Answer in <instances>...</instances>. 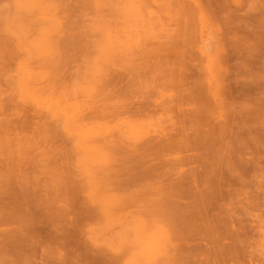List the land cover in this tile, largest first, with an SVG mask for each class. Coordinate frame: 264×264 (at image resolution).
<instances>
[{"label": "rangeland", "instance_id": "rangeland-1", "mask_svg": "<svg viewBox=\"0 0 264 264\" xmlns=\"http://www.w3.org/2000/svg\"><path fill=\"white\" fill-rule=\"evenodd\" d=\"M0 3V264H264V0Z\"/></svg>", "mask_w": 264, "mask_h": 264}, {"label": "bare ground", "instance_id": "bare-ground-1", "mask_svg": "<svg viewBox=\"0 0 264 264\" xmlns=\"http://www.w3.org/2000/svg\"><path fill=\"white\" fill-rule=\"evenodd\" d=\"M5 1H6V0H5ZM141 1H142V0H141ZM24 2H25V0H15L16 6H19L20 4H22V3H24ZM170 2H171V1H170ZM203 2H204V1H203ZM58 3H59V2H58ZM78 3H79V2H78ZM84 3H86V2H84ZM171 3H173V2H171ZM0 4H3V3H0ZM64 5H65V4H64ZM180 5H182V4H180ZM247 5H248V4H247ZM249 5H250V4H249ZM249 5H248V6H249ZM68 6H69V5H68ZM82 6H83V5H82ZM86 6H87V5H86ZM173 6H174V5H173ZM248 6H247V7H248ZM66 7H67V6H66ZM78 7H79V6H78ZM171 7H172V6H171ZM76 8H77V7H76ZM84 8H87V7L84 6ZM140 8H141V7H140ZM182 8H183L185 11H187L186 8H184L183 6H182ZM69 9H70V8H69ZM69 9H68V10H69ZM87 9H88V8H87ZM89 9H90V7H89ZM89 9H88V10H89ZM171 9H172V8H171ZM10 10H11V8H10ZM64 10L67 11V9H64ZM73 10H74V9H72V10L69 11V12L72 14V11H73ZM190 10L192 11L191 8H190ZM250 10H251V9H250ZM76 11H77V10H76ZM76 11H75V13L72 14L73 17H74L75 14L77 13ZM78 11H79V10H78ZM80 11H81V12H78L79 14H81L82 12H84V9L82 8V10H80ZM85 11H86V10H85ZM90 11H91V10H90ZM128 11H129V9L127 10V8H126V12H127V14H128ZM64 12H65V11H64ZM69 12H68V13H69ZM73 12H74V11H73ZM103 12H104V11H103ZM179 12H180V10H179ZM182 12H183V11H182ZM194 12L196 13V10H195ZM194 12H193V13H194ZM57 13H59V12H57ZM84 13H87V11L84 12ZM84 13H83V14H84ZM171 13H172V12H171ZM184 13H185V12H184ZM186 13H187V12H186ZM197 13H198V12H197ZM87 14H88L89 16H91L89 12H88ZM87 14H86V15L84 14V15H85L86 17H88ZM180 14H181V13H180ZM187 14H188V13H187ZM187 14H186V15H187ZM58 15H60V14H58ZM65 15H66V14H65ZM67 15H68V14H67ZM72 15H71V16H72ZM81 15H82V14H81ZM81 15H80V16H81ZM94 15H95V14H94ZM172 15H173V14H172ZM80 16H77V18H79ZM190 16H191V15H190ZM58 17H59V16H58ZM65 17H68V16H65ZM73 17H72V20H73ZM75 17H76V16H75ZM81 17H83V16H81ZM181 17H182V16H181ZM94 18H95V17H94ZM186 18H187V17H186ZM60 19H61V18H60ZM62 19H63V18H62ZM62 19H61V20H62ZM66 19L70 21L69 17L66 18ZM79 19H81V18H79ZM79 19H77V20H79ZM1 20H2L3 22H5V23H11V21H12V19L10 18V14H9L8 12H4V13H3L2 11L0 12V22H2ZM64 20H65V18H64ZM84 20H85V22H87V18H85ZM89 20H90V19H89ZM175 20H176V19H175ZM257 20H258L259 22H261L260 20H262V19L259 20V19L257 18ZM263 20H264V18H263ZM81 21H83V20H81ZM92 21H93V20H92ZM188 21H189V20H188ZM88 22H89V21H88ZM93 22H96V21H93ZM181 22H182V21H181ZM66 23H68V21H66V20H65V23L62 22L63 27L66 26V25H65ZM70 23H71V22H70ZM70 23H69V24H70ZM76 23L79 24V23H81V22H80V20H79V21H77ZM76 23H73V24H76ZM112 23H113V22H112ZM71 24H72V23H71ZM73 24H72V25H73ZM172 24H173V23H172ZM1 25H2V24H1ZM64 25H65V26H64ZM5 26H6V25H5ZM73 26H74V25H73ZM110 27H111V26H110ZM2 28H3V27H2ZM183 28H184V27H183ZM187 29H189V28L187 27ZM196 29H198V28H196ZM0 30H1V28H0ZM5 31H6V30H5ZM183 32H184V31H183ZM187 32H190V30H189V31H186V33H187ZM194 32H195V31H194ZM3 33H4V32H3ZM184 34H185V33H184ZM0 35H3V34L1 33ZM131 35H132V34H131ZM187 35H188V34H187ZM192 35H193V34H192ZM4 36H5V35H4ZM182 37H183V36H182ZM187 38H188V37H187ZM187 38H185V40H186ZM4 39H5V38H4ZM192 40H193V39H192ZM0 41H1V44H3L2 47L6 46V45H5L6 43H5V44L3 43L4 41L2 42L1 39H0ZM186 41H187V40H186ZM197 41H198V39H197ZM247 41H248V40H247ZM7 42H8V41H7ZM13 42H14V41H13ZM182 42H183V39H182ZM248 42H249V41H248ZM186 43H187V42H186ZM8 44H9V43H8ZM187 44H188V43H187ZM11 45H12V44H11ZM60 45H62V44H60ZM181 45H182V44H181ZM183 45H186V44L183 43ZM188 45H189V44H188ZM7 46H8V45H7ZM8 47H9V46H8ZM146 47H147V46H146ZM62 48H63V47H62ZM3 49L6 50V51H4V52H6V53H10V51H7L8 49H6V48H3ZM3 49H2V50H3ZM12 50H13V49H12ZM142 50H143V49H142ZM153 50H154V49H153ZM13 51H14V50H13ZM151 51H152V50H151ZM4 52L2 51V53H4ZM2 53H1V54H2ZM133 54H134V52H133ZM3 55H4V54H3ZM19 56H20V55H19ZM19 56H18V57H19ZM219 57H220V56H219ZM9 58H10V56H9ZM12 58H13V57H12ZM3 60H4V59H3ZM7 60H8V59H7ZM134 60H135V59H134ZM196 60H197V59H196ZM13 61H14V60H12V62H13ZM141 61H142V60H141ZM8 62H9V60H8ZM12 62H11V63H12ZM168 62H169V61H168ZM197 62H198V61H197ZM201 62H202V61H201ZM11 63H10V64H11ZM132 63H133V62H132ZM3 64H4V63H3ZM164 65H165V64H164ZM10 66H11V65H10ZM138 66H139V65H138ZM150 66H151V65H150ZM18 67H20V66H18ZM1 68H3L2 64H1ZM11 68H12V67H11ZM135 68H136V67H135ZM133 69H134V68H133ZM137 69H138V68H137ZM127 70H128V69H127ZM140 70H141V69H140ZM227 70H228V69H227ZM134 71H135V69H134ZM201 72H202V71H201ZM236 72L238 73L239 71H236ZM108 73H109V72H108ZM232 73H233V72H232ZM110 74H111V72H110ZM141 74H142V73H141ZM145 74H147V73H145ZM248 74H249V73H248ZM248 74H247V75H248ZM250 74H251V73H250ZM119 75H120V74H119ZM129 75H130V74H129ZM236 75H238V74H236ZM257 75H258V74H257ZM130 76H131V75H130ZM258 76H259V75H258ZM224 77H225V76H224ZM242 77H243V76H242ZM141 78H142V77H141ZM145 78H146V77H145ZM220 78H221V77H220ZM243 78H244V77H243ZM247 78H248V77H247ZM1 79H2V78H1ZM102 79H103V78H102ZM148 79H149V78H148ZM256 79H257V78H256ZM100 80H101V79H100ZM118 80H119V79H118ZM142 80H143V79H142ZM149 80H150V79H149ZM151 80H152V79H151ZM127 81L129 82V80H127ZM145 81H146V80H145ZM119 82H120V81H119ZM237 82H238V81H237ZM246 82H247V81H246ZM248 82H249V81H248ZM248 82H247V83H248ZM255 82H256V81H255ZM244 83H245V82H244ZM244 83H241V84H244ZM251 83H252V81H251ZM258 83H259V82H258ZM258 83H257V84H258ZM155 84H156V83H155ZM204 84H205V83H204ZM155 86H156V85H155ZM240 86H241V85H240ZM176 89H177V88H176ZM137 91H138V90H137ZM137 91H135V92H137ZM250 91H251V90H250ZM3 92H4V91H3ZM127 92H128V91H127ZM174 93H175V92H174ZM138 94H140V92H138ZM138 94H137V95H138ZM132 95H133V94H132ZM132 95H130V96H132ZM135 95H136V94H135ZM137 97H138V96H137ZM173 98H174V97H173ZM261 99H262V98H261ZM118 103H119V102H118ZM263 103H264V102H263ZM247 104H248V103H247ZM247 104H246V105H247ZM246 105H245V106H246ZM248 105H249V104H248ZM250 105H251V104H250ZM173 106H174V105H173ZM261 106H262V105H261ZM246 107H249V106H246ZM262 107H263V106H262ZM244 108H245V107H244ZM139 111H140V110H139ZM247 111H248V110H247ZM262 111H263V110H262ZM156 112H157V111H156ZM141 113H142V112H141ZM163 113H164V111H163ZM26 114H27V113H26ZM133 114H134V113H133ZM148 114H149V113H148ZM151 115H152V114H151ZM257 117H258V116H257ZM27 118H28V117H27ZM173 118H174V117H173ZM185 119H186V118H184V121H185ZM260 119H261V118H260ZM181 120H182V117H181ZM179 121H180V119H179ZM187 121H188V120H187ZM256 121H257V120H256ZM258 121H259V120H258ZM258 121H257V122H258ZM177 122H178V121H177ZM254 122H255V121H254ZM180 123H181L180 125H182V122H181V121H180ZM255 123H256V122H255ZM178 124H179V123H178ZM254 125H255V124H254ZM167 126H168V125H167ZM187 126H188V125H187ZM168 127H169V126H168ZM183 128H184V127H183ZM162 129H163V128H162ZM175 129H176V128H175ZM175 129H174V132H175ZM178 129L181 130L182 128H181V129L178 128ZM188 129H189V128H188ZM183 131H184V130H183ZM177 132H178V130H177ZM188 132H190V131H188ZM173 134H174V133H173ZM176 134H177V133H176ZM182 134H183V133H182ZM174 135H175V134H174ZM177 136H178V135H176V137H177ZM170 137H171V136H170ZM184 137H185V136H184ZM181 138H182V137H181ZM186 138H187V137H186ZM186 138H185V139H186ZM175 140H176V139H175ZM183 140H184V139H183ZM171 141H172V140H171ZM112 142H113V141H112ZM184 142H186V141H184ZM175 144H176V142H175ZM181 148H182V147H181ZM169 149H170V148H169ZM184 149H185V148H184ZM189 149H190V148H189ZM179 150H181V149H179ZM179 150H178V151H179ZM182 150H183V148H182ZM159 151H160V150H159ZM176 151H177V150H176ZM176 151H175V152H176ZM178 151H177V152H178ZM180 153H181V152H180ZM187 153H188V152H187ZM187 158H188V156H187ZM190 159H191V158H190ZM187 160H188V159H187ZM180 161H181V158H180L179 162H180ZM181 162L183 163V161H181ZM181 162H180V163H181ZM169 163H171V162H169ZM174 163H175V161H174ZM82 164H83V163H82ZM166 166H167V165H166ZM171 166H172V165H171ZM210 167H211V166H210ZM231 168H233V167H231ZM231 168L229 167V169H231ZM211 170H212V169H211ZM232 171H233V170H232ZM188 172H189V171H188ZM190 172H191V171H190ZM227 172H228V171H227ZM211 173H212V172H211ZM233 173H234V172H233ZM163 174H164V173H163ZM182 174L184 175V173H182ZM182 174H181V175H182ZM190 174H191V173H190ZM234 174H236V171H235ZM188 176H189V175H188ZM218 176H219V175H218ZM221 176H222V175H221ZM181 177H182V176H181ZM162 179H163V178H162ZM222 179H223V177H222ZM201 180H202V179H201ZM205 180H206V179H205ZM188 181H189V180H188ZM202 181H203V180H202ZM185 183H186V182H185ZM187 183H188V182H187ZM215 185H216V184H215ZM168 186H169V185H168ZM171 186H172V185H171ZM203 186H204V184H203ZM205 186H207V185H205ZM205 186H204V187H205ZM163 187H164V186H163ZM166 187H167V186H166ZM69 188H70V187H69ZM24 189H25V188H24ZM145 190H146V189H145ZM145 190H143V191L145 192ZM181 190H182V189H181ZM181 190H180V191H181ZM143 191H142V192H143ZM155 192H156V191H155ZM176 192H177V190L175 191V193H176ZM25 193H26V192H25ZM146 193H147V192H146ZM178 193H179V192H178ZM35 194H37V193H35ZM169 194H170V193H169ZM156 196H157V195H156ZM200 196H202V195H200ZM69 197H70V196H69ZM33 199H34V198H33ZM224 202H226V201L224 200ZM30 203H32V202H30ZM75 203H76V202H75ZM223 205H224V204H223ZM82 210H83V209H82ZM85 212H86V211H85ZM1 215H2V214H1ZM41 215H42V214H41ZM83 215H84V214H83ZM93 218H95V217H93ZM79 219H81V218H79ZM4 220H5V219H4ZM11 220H12V219H11ZM13 220H14V219H13ZM78 221H79V220H78ZM78 223H79V222H78ZM2 224H3V223H2ZM5 224H6V223H5ZM7 224H8V223H7ZM17 226H18V224H17ZM77 226H78V225H77ZM71 230H72V229H71ZM38 235H39V233H38ZM39 236H41V235H39ZM95 236H96V235H95ZM73 237H74V236H73ZM65 239H66V238H65ZM80 239H81V238H80ZM150 239H151V238H150ZM68 241H69V240H68ZM82 241H83V240H82ZM71 242H72V241H71ZM143 243H144V242H143ZM145 243H146V242H145ZM147 243L150 244L149 242H147ZM66 244H67V243H66ZM71 244H72V243H71ZM71 246H73V245H71ZM86 247H87V246H86ZM145 247H146V246H145ZM151 247H152V246H151ZM73 248H74V247H73ZM70 249H71V248H70ZM80 252H81V251H80ZM77 255H78V254H77ZM77 255H76V256H77ZM80 255H81V254H80ZM84 256H85V255H84ZM13 257H14V256H13ZM89 257H90V256H89ZM134 257H135V256H134ZM80 258L82 259V257H80ZM77 260H78V259H77ZM101 262H102V261H101ZM95 263H96V261H95Z\"/></svg>", "mask_w": 264, "mask_h": 264}]
</instances>
